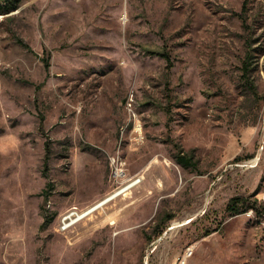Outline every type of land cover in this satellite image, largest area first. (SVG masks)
Wrapping results in <instances>:
<instances>
[{
    "label": "rangeland",
    "instance_id": "1",
    "mask_svg": "<svg viewBox=\"0 0 264 264\" xmlns=\"http://www.w3.org/2000/svg\"><path fill=\"white\" fill-rule=\"evenodd\" d=\"M8 1L0 264H264V0Z\"/></svg>",
    "mask_w": 264,
    "mask_h": 264
},
{
    "label": "built area",
    "instance_id": "2",
    "mask_svg": "<svg viewBox=\"0 0 264 264\" xmlns=\"http://www.w3.org/2000/svg\"><path fill=\"white\" fill-rule=\"evenodd\" d=\"M116 157L112 158V175L113 178L118 181L122 178L124 175V169L123 170H115L114 166V159ZM134 182H141V180H135ZM132 182V183H134ZM130 185V184H129ZM128 185V186H129ZM128 186H125L123 189L119 190L122 191L126 189ZM96 210H93V207L89 209H80L78 207H73L66 211L63 215L59 217L58 224L56 230L58 232H68L74 229L80 222H82L84 219L92 215ZM194 254V251L192 248H188L184 255L178 259L176 264H186L187 260L191 258Z\"/></svg>",
    "mask_w": 264,
    "mask_h": 264
},
{
    "label": "trees",
    "instance_id": "3",
    "mask_svg": "<svg viewBox=\"0 0 264 264\" xmlns=\"http://www.w3.org/2000/svg\"><path fill=\"white\" fill-rule=\"evenodd\" d=\"M17 8H18L17 4L12 3L11 1L0 0V15L9 14L12 11H15ZM163 56L166 57V55H163ZM47 68H49V65H47ZM41 125H43L42 121H41ZM177 160L184 167H190L191 166L189 159H187L186 157L178 156ZM45 163L47 164V160ZM244 205H245V202L241 201L240 198H233L229 202V204L227 205V211L230 212L231 214H238L243 210L242 207ZM245 208H246L245 209L246 211L254 209V207H252V206H246Z\"/></svg>",
    "mask_w": 264,
    "mask_h": 264
},
{
    "label": "bare ground",
    "instance_id": "4",
    "mask_svg": "<svg viewBox=\"0 0 264 264\" xmlns=\"http://www.w3.org/2000/svg\"><path fill=\"white\" fill-rule=\"evenodd\" d=\"M115 160V159H114ZM138 183L140 182H134V183H131L126 189L122 190V191H116L112 194H110L108 197L104 198L103 200H101L100 202H98L97 204H95L93 206V210H97L99 209L100 207H103L104 205L108 204L109 202L113 201L114 199H116L118 196H120L121 194H123L124 192H126L127 190L133 188L134 186H136ZM183 224H186V223H183ZM180 226L179 225H175L173 227V229H176V228H179Z\"/></svg>",
    "mask_w": 264,
    "mask_h": 264
}]
</instances>
